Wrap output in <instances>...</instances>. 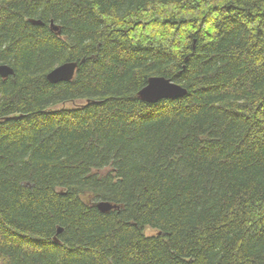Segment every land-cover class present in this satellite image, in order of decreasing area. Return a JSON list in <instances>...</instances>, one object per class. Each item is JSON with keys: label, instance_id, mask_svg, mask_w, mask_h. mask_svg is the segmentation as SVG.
I'll list each match as a JSON object with an SVG mask.
<instances>
[{"label": "trees", "instance_id": "16d2710c", "mask_svg": "<svg viewBox=\"0 0 264 264\" xmlns=\"http://www.w3.org/2000/svg\"><path fill=\"white\" fill-rule=\"evenodd\" d=\"M1 65L0 264H264V0H0Z\"/></svg>", "mask_w": 264, "mask_h": 264}, {"label": "water", "instance_id": "95a60500", "mask_svg": "<svg viewBox=\"0 0 264 264\" xmlns=\"http://www.w3.org/2000/svg\"><path fill=\"white\" fill-rule=\"evenodd\" d=\"M32 23L39 26L44 25L41 21H32ZM51 28L53 31L58 30V27L54 25V22L51 23ZM78 67L79 64L77 62L63 64L51 71L47 75V80L52 84L70 82L74 79ZM0 76L6 79L10 76H15V71L8 65H1ZM185 95H187V90L185 88L165 77L150 78L147 86L138 94L143 102L149 104H155L165 99H179ZM96 207L103 214H108L112 210H119L118 205L102 201L97 202ZM61 231L62 230L60 229L59 232Z\"/></svg>", "mask_w": 264, "mask_h": 264}, {"label": "rangeland", "instance_id": "374dc122", "mask_svg": "<svg viewBox=\"0 0 264 264\" xmlns=\"http://www.w3.org/2000/svg\"><path fill=\"white\" fill-rule=\"evenodd\" d=\"M76 105H78V104H76ZM67 106L72 107V106H75V105L70 104V105H67ZM147 234H148V235H154L155 232L152 231V230H148V231H147Z\"/></svg>", "mask_w": 264, "mask_h": 264}, {"label": "bare ground", "instance_id": "6f19581e", "mask_svg": "<svg viewBox=\"0 0 264 264\" xmlns=\"http://www.w3.org/2000/svg\"><path fill=\"white\" fill-rule=\"evenodd\" d=\"M52 22H53V21H52ZM52 22H51V23H52ZM42 23H43V22H42ZM54 25H55V23H54ZM42 26H43V25H42ZM55 26H56V25H55ZM50 27H51V25H50ZM56 27H57V26H56ZM51 29H52V28H51ZM52 31H53V30H52ZM54 32H59V27H58V30H57V31H54ZM59 34H60V33H59ZM10 67H11V66H10ZM14 71H15V70H14ZM3 79H4V78H3ZM6 79H7V78H6ZM146 86H147V85H146ZM146 86H145V87H146Z\"/></svg>", "mask_w": 264, "mask_h": 264}]
</instances>
